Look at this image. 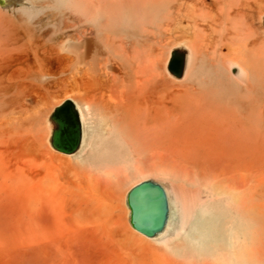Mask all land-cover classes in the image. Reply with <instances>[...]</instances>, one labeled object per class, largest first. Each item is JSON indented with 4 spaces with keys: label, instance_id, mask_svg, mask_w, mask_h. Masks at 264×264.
<instances>
[{
    "label": "bare ground",
    "instance_id": "1",
    "mask_svg": "<svg viewBox=\"0 0 264 264\" xmlns=\"http://www.w3.org/2000/svg\"><path fill=\"white\" fill-rule=\"evenodd\" d=\"M68 102L71 154L50 141ZM147 179L169 209L153 238L126 204ZM95 247L100 264H264V0L0 4V264H92Z\"/></svg>",
    "mask_w": 264,
    "mask_h": 264
},
{
    "label": "water",
    "instance_id": "2",
    "mask_svg": "<svg viewBox=\"0 0 264 264\" xmlns=\"http://www.w3.org/2000/svg\"><path fill=\"white\" fill-rule=\"evenodd\" d=\"M6 0H0L4 4ZM184 58L172 54L169 70L176 76L183 71ZM54 128L51 134V145L54 149L71 154L78 150L81 143V124L78 113L71 103L55 109L51 115ZM129 208V223L136 231L153 238L160 234L168 220L167 195L159 183L147 179L133 186L126 195Z\"/></svg>",
    "mask_w": 264,
    "mask_h": 264
},
{
    "label": "rangeland",
    "instance_id": "3",
    "mask_svg": "<svg viewBox=\"0 0 264 264\" xmlns=\"http://www.w3.org/2000/svg\"><path fill=\"white\" fill-rule=\"evenodd\" d=\"M167 188L170 191V194L172 193L171 196H172L175 204H177L179 206L180 210L183 213H186L187 209L190 206V195H189L188 191L184 187H182V185H178L175 183L167 184ZM96 248L97 247H95V249L92 251L94 255L92 253L91 254H92V256H95L94 257L95 259L93 258V261L96 262L97 264H100V261L102 260L104 252H103V250H101L99 248L96 249ZM98 259H100V260H98ZM103 259H104V257H103ZM93 261H92V264H94Z\"/></svg>",
    "mask_w": 264,
    "mask_h": 264
}]
</instances>
